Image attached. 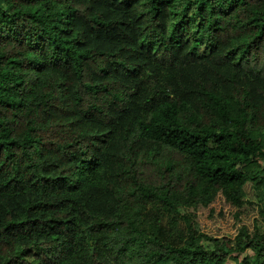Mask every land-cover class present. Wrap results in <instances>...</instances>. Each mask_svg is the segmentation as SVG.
Instances as JSON below:
<instances>
[{
  "label": "trees",
  "instance_id": "16d2710c",
  "mask_svg": "<svg viewBox=\"0 0 264 264\" xmlns=\"http://www.w3.org/2000/svg\"><path fill=\"white\" fill-rule=\"evenodd\" d=\"M263 162L264 0H0V264H264Z\"/></svg>",
  "mask_w": 264,
  "mask_h": 264
},
{
  "label": "rangeland",
  "instance_id": "374dc122",
  "mask_svg": "<svg viewBox=\"0 0 264 264\" xmlns=\"http://www.w3.org/2000/svg\"><path fill=\"white\" fill-rule=\"evenodd\" d=\"M263 168L264 162L259 171H263ZM245 192L249 201L256 203L264 211V180L260 183H248L245 186ZM213 208L215 209L213 219L208 218V211H204L200 216L199 221L202 231L212 237L233 235L236 231V226L231 217L234 210L222 207L221 201H218ZM221 210H223V217L218 216ZM146 216L149 221L159 223L160 238L163 242L179 247L188 238L186 225L177 216L164 212L160 207H150Z\"/></svg>",
  "mask_w": 264,
  "mask_h": 264
}]
</instances>
